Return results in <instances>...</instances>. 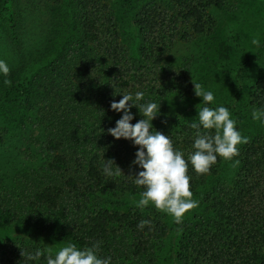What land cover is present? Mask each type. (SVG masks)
Instances as JSON below:
<instances>
[{"label": "trees", "instance_id": "16d2710c", "mask_svg": "<svg viewBox=\"0 0 264 264\" xmlns=\"http://www.w3.org/2000/svg\"><path fill=\"white\" fill-rule=\"evenodd\" d=\"M132 1L124 0V4ZM111 2L0 0V23L18 46L26 40L20 20H47L49 4L65 7L77 37L70 45L76 47V55L68 60L69 53L62 54L70 63L66 69L67 79L75 87L73 103L53 102L48 113L35 117V126L47 130L41 142L46 156L43 165L19 176L12 186H0V224L17 226L29 234V241L0 243V264H46L47 247L53 243H75L83 249L97 241L98 255L110 257L111 264L155 263L154 253L167 232L161 219L134 209L118 211L101 206L104 196L142 191L129 176L142 170L132 165L138 148L132 141L116 140L108 134L123 115L111 110L110 105L125 93L135 96L142 91L145 95L140 103L156 102L161 115L168 110L167 98L186 101L194 86L191 61L181 57L182 50L213 32L216 21L212 12L225 6L227 0L145 1L132 17L139 37L134 50L121 40ZM249 65L248 61L242 64L235 81L244 78ZM50 73L47 85L53 82L52 70ZM11 82L0 95L7 97L19 91L25 97L27 87ZM248 100L252 110H264V79L255 82ZM130 111L133 125L143 119L136 108ZM177 118H166L152 126L169 136L187 160L194 143L190 124L198 121ZM108 159L114 160L124 175L106 176L103 166ZM233 160L240 162L237 173L231 183L216 185L203 194V214L180 225L174 223L181 234L175 264H264V131L251 136ZM218 165L219 158L209 174L197 176L189 164L191 191L207 176H218ZM141 220H150L151 230L148 226L139 229ZM40 238L47 239V244L43 245ZM37 251L43 255L28 258Z\"/></svg>", "mask_w": 264, "mask_h": 264}, {"label": "rangeland", "instance_id": "374dc122", "mask_svg": "<svg viewBox=\"0 0 264 264\" xmlns=\"http://www.w3.org/2000/svg\"><path fill=\"white\" fill-rule=\"evenodd\" d=\"M145 1L148 0H134L127 5L124 0L111 2L114 17L120 25L121 40L125 45H129L131 50H134L139 42L132 17L139 5ZM47 9L49 16L45 21L35 22L27 18L20 20L22 37L26 40L19 46L13 43L5 25L0 23V60L6 61L11 69L7 78L27 87L25 97H22L19 91L2 97L7 87L3 83L5 77L0 75V186L3 187L12 186L19 176L38 170L44 163L46 156L41 142L45 141L47 130L45 126H35V117L37 118L40 112L48 113L47 109L53 102L64 100L65 105H70L75 99V87L67 79L69 71L66 69L67 65L70 66L68 60L75 54L73 49L76 47L70 46L77 41L74 26L64 12V6L49 4ZM212 16L216 21L213 32L185 45L181 57H187L191 61V79L213 92L215 100L207 106L213 109L223 106L230 113L237 112L239 115L231 113L237 130L242 136L250 138L264 131V124L253 121V110L248 105L251 88L258 79H264V0H227L225 6L212 12ZM253 39L259 40V46L252 43ZM64 53H69L68 60L62 58ZM177 60L174 63L179 64L180 57ZM245 61L250 65L243 72L244 78L235 81L234 75ZM50 70L54 77L53 82L47 85ZM236 91H239L237 97ZM165 104L167 112L157 115L151 123L164 122L166 118L175 116L183 122L198 121V112L204 106L201 98L195 96L194 90L186 101L167 98ZM52 115L53 112L49 113L50 117ZM233 163L234 160L225 162L219 158V175L207 176L204 182L192 191L193 198L199 201V206L187 213L183 222L203 214L202 196L205 192L216 185L231 183L239 169V166L233 167ZM134 199L138 200L139 194L104 196L101 206L118 211L134 209L145 216L159 217L167 232L158 243L154 264H175L174 256L181 234L174 228L172 218L152 206L141 211L133 203ZM28 235L17 226L0 224L1 244L7 241H29ZM39 240L43 245L47 244V239ZM63 246L53 243V254Z\"/></svg>", "mask_w": 264, "mask_h": 264}, {"label": "clouds", "instance_id": "9594fccd", "mask_svg": "<svg viewBox=\"0 0 264 264\" xmlns=\"http://www.w3.org/2000/svg\"><path fill=\"white\" fill-rule=\"evenodd\" d=\"M252 43L259 46L258 39H253ZM10 71L7 62L0 60V75L5 77L3 83L6 87L12 84L7 78ZM191 82L195 96L201 98L204 106L198 112V122L190 124L194 130V143L187 160L185 154L173 146L169 136L153 130L151 121L159 114V104L151 101L140 103L144 100V92L138 91L135 96L125 93L119 102L113 101L110 105L111 110L123 115L114 128L108 129V134L116 140L132 141L133 146L138 148L132 165L142 170L129 176L142 191L139 199H134L133 203L141 211L149 206L154 207L158 212L170 216L176 225L182 224L185 215L199 206L191 191L189 164L197 176L207 175L218 158L232 162L239 155L238 146L249 142V138L237 130L236 121L226 107L213 109L207 106L215 100L213 92L206 90L201 83ZM133 107L143 117L134 125L131 123L134 116L130 111ZM251 116L253 121L264 124V110L253 109ZM239 163V160H235L233 167ZM103 172L108 177L124 175L112 159L105 160ZM145 226L151 230V221L141 220L137 225L141 230ZM99 245L97 241L91 247L79 249L75 243H68L55 255L52 247H47L46 264H111L110 257L98 255ZM42 255L41 251H37L35 256L29 255L28 258L36 259Z\"/></svg>", "mask_w": 264, "mask_h": 264}]
</instances>
